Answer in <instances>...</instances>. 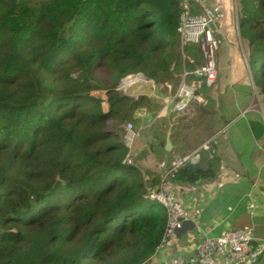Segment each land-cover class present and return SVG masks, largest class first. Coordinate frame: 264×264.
I'll return each mask as SVG.
<instances>
[{
	"label": "trees",
	"instance_id": "16d2710c",
	"mask_svg": "<svg viewBox=\"0 0 264 264\" xmlns=\"http://www.w3.org/2000/svg\"><path fill=\"white\" fill-rule=\"evenodd\" d=\"M177 4L0 0V264H146L153 255L167 212L143 194L160 177L144 180L124 163L111 129L155 107L116 90L124 75L139 70L175 88ZM237 16L264 99V0H237ZM99 86L105 94L93 95ZM173 176L193 182L214 171L187 162ZM251 264H264V250Z\"/></svg>",
	"mask_w": 264,
	"mask_h": 264
},
{
	"label": "crops",
	"instance_id": "0c3cea01",
	"mask_svg": "<svg viewBox=\"0 0 264 264\" xmlns=\"http://www.w3.org/2000/svg\"><path fill=\"white\" fill-rule=\"evenodd\" d=\"M202 1L216 13L212 28L220 41L216 50V83L211 88H203L206 96L199 107L189 106L181 113L166 114L150 126L138 119L140 122L136 124L141 126L138 141L148 129L154 140L150 143L154 155L148 161L150 172H147L149 167L138 166L150 178L160 168L161 175L174 155L198 154L193 164L210 168L214 177L187 182L166 176L163 188L173 192L175 199L190 213V220L146 264H164L176 255L190 263L193 248L202 237L243 226H251L254 236L264 241V110L256 96L253 98L261 110L246 106L243 86L236 85L239 80L256 89L238 31L237 0ZM186 138L188 144L183 145ZM206 142L208 147L201 148ZM207 263L230 264L223 250L216 252Z\"/></svg>",
	"mask_w": 264,
	"mask_h": 264
},
{
	"label": "built area",
	"instance_id": "2783aa9c",
	"mask_svg": "<svg viewBox=\"0 0 264 264\" xmlns=\"http://www.w3.org/2000/svg\"><path fill=\"white\" fill-rule=\"evenodd\" d=\"M177 8V51L180 53L182 70L178 74L175 88L161 96L158 84L141 72L124 75L118 83L119 88H117L118 85L116 87L121 94H128L134 98L139 95L148 97L150 103L155 106L152 111L141 107L134 112L133 116L134 118L146 116L145 124L148 126L153 125L166 114L183 112L189 106L199 107L204 104L206 93L203 88L213 87L217 80L216 50L220 41L212 29L216 18L215 10L202 0H178ZM188 45L197 47L198 59L185 52L184 48ZM173 67L174 62L170 64L169 69L172 70ZM131 87L133 91H129ZM256 95L259 100V94ZM259 101L261 104L264 103V100ZM140 131L141 126L136 127L131 121L124 124L120 133L121 141L126 148L124 163L135 164L134 156ZM207 147V142L201 146L204 149ZM190 159H193V163L197 162L195 154L174 155L169 166L159 176L158 187H146V192L143 194L144 198L157 201L167 212L166 227L154 253L166 244L186 221L190 220V213L175 199L173 192L162 186L167 175L177 174ZM143 179L149 178L143 175ZM222 250L230 264H251L264 250V241L254 236L251 226H243L222 234L202 237L193 248L194 256L190 263H187L181 255H176L164 264L207 263L216 252Z\"/></svg>",
	"mask_w": 264,
	"mask_h": 264
},
{
	"label": "rangeland",
	"instance_id": "374dc122",
	"mask_svg": "<svg viewBox=\"0 0 264 264\" xmlns=\"http://www.w3.org/2000/svg\"><path fill=\"white\" fill-rule=\"evenodd\" d=\"M189 46V45H188ZM191 46V45H190ZM192 46H195V45H192ZM187 47V46H186ZM196 47V46H195ZM177 51V50H176ZM192 57H194V58H197V56H199V52H198V49H197V47H196V54H190ZM135 72H141V71H134L133 73H135ZM141 73H143V72H141ZM144 74V73H143ZM97 77H98V79H104L105 78V75H103V74H98L97 75ZM240 79V78H239ZM241 80V79H240ZM239 80H237L236 82V85H238V86H243V91H245V100H246V106L247 105H249V106H251V107H254L255 108V110H261V109H259V104H258V102L256 101V99L255 98H253V96H256V98H257V95L256 94H258V92H256L257 90L256 89H250V87H249V85L247 84V85H245L243 82H238ZM118 85V87L117 88H119V84H117ZM159 89L161 90L160 91V94H161V96H164L165 94H167L170 90H165V89H162V86L161 87H159ZM134 89H132V87H131V89L129 90V91H133ZM167 91V92H166ZM105 90H102V88L100 89V86H99V88L97 89V90H93L92 91V94L93 95H95V96H103L104 94H105ZM251 93V94H250ZM130 95H132L131 93H129ZM128 95V94H127ZM129 96V95H128ZM129 97H131V96H129ZM132 98H134V97H132ZM148 98V97H147ZM263 100L260 96H259V100ZM257 100H258V98H257ZM258 100V101H259ZM150 101V100H149ZM146 107V106H145ZM147 108V107H146ZM139 109V108H138ZM137 109V110H138ZM148 109V108H147ZM263 110H264V103H263ZM173 113H176V112H173ZM179 113H181V112H179ZM139 116V115H138ZM142 120H143V122H145V120H146V116H144V117H140ZM140 122V120L137 122V123H139ZM158 122H159V120H158ZM157 122V123H158ZM110 123V122H109ZM108 123V125L110 126V127H113L111 124H109ZM136 125V127H139V124L137 125V124H135ZM161 126V129L163 130V127H162V125H160ZM122 127H120L119 125H118V128H112L111 130L114 132V133H116V134H120L121 132H122ZM150 130L148 129V130H146V131H143L142 133H141V137H140V139H139V141H137L138 142V144L136 143V148H138V151H136V155H135V157H134V159H135V163L137 164V166H138V164H140L141 166H145V168H148L149 167V171H147V172H150V164L148 165V161L150 160V158H152V157H154V155H152L153 154V151L151 150V148H150V146H151V142H153L154 140H153V138H151V136H152V134L149 132ZM153 133H155V131L153 132ZM140 135V134H139ZM156 140V139H155ZM188 144V138H186L185 139V141H184V143H183V145H187ZM145 159V160H144ZM143 162V163H142ZM139 165V166H140ZM138 166V167H139ZM140 168V167H139ZM140 170H141V174H144L145 173V171H144V169L143 168H140ZM146 170V169H145ZM159 171H161V168H160V170H156V171H154V172H152V175H153V179H155V180H157L156 181V183L158 182V178H159ZM144 172V173H143ZM161 174V173H160ZM144 175H146V174H144ZM153 254H155V253H153ZM193 254H194V251H193ZM204 264H208V263H204Z\"/></svg>",
	"mask_w": 264,
	"mask_h": 264
},
{
	"label": "water",
	"instance_id": "95a60500",
	"mask_svg": "<svg viewBox=\"0 0 264 264\" xmlns=\"http://www.w3.org/2000/svg\"><path fill=\"white\" fill-rule=\"evenodd\" d=\"M252 84H253V86H254V83H253V81H252ZM149 115V114H148ZM147 115V116H148ZM166 145L169 147L170 146V144H169V138L167 137L166 138ZM195 157H198V154H195ZM189 163H193V159H190L189 160Z\"/></svg>",
	"mask_w": 264,
	"mask_h": 264
},
{
	"label": "clouds",
	"instance_id": "9594fccd",
	"mask_svg": "<svg viewBox=\"0 0 264 264\" xmlns=\"http://www.w3.org/2000/svg\"><path fill=\"white\" fill-rule=\"evenodd\" d=\"M136 164V163H135ZM137 165V164H136Z\"/></svg>",
	"mask_w": 264,
	"mask_h": 264
}]
</instances>
